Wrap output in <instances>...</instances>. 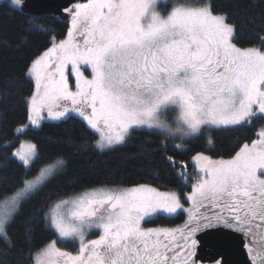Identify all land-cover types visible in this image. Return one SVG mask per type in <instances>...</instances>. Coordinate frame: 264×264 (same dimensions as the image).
<instances>
[{"label":"snow or ice","instance_id":"6c2138e0","mask_svg":"<svg viewBox=\"0 0 264 264\" xmlns=\"http://www.w3.org/2000/svg\"><path fill=\"white\" fill-rule=\"evenodd\" d=\"M10 2L23 10L24 0ZM63 12L69 17L63 39L32 22L52 35L50 46L28 65L33 91L26 98L28 123L16 129L18 135L46 121L79 118L97 135L100 151L147 131L163 137L165 152L169 141L179 152L209 129L264 119V35L257 37L260 47H238L236 26L210 3L84 0ZM256 135L231 158L193 156L199 176L191 184L187 164L165 157L192 189L184 196L191 203L187 209L178 191L148 184L102 185L58 196L43 214L57 239L31 253L33 264H197L196 234L217 225L242 234L250 264H264V125ZM11 155L25 176L0 198V240L8 245V229L24 203L66 164L57 157L28 178L41 159L39 146L21 142ZM181 211L187 213L182 226L144 227L155 215ZM58 242L78 247L73 253Z\"/></svg>","mask_w":264,"mask_h":264},{"label":"trees","instance_id":"16d2710c","mask_svg":"<svg viewBox=\"0 0 264 264\" xmlns=\"http://www.w3.org/2000/svg\"><path fill=\"white\" fill-rule=\"evenodd\" d=\"M209 2L214 13L227 14L236 26L234 42L240 47H260L259 35H264V0H199ZM37 25L55 30L57 39L65 38L69 19L53 14L30 15L11 6L9 0L0 1V198L10 194L25 176L24 167L12 157V152L24 139L39 146L41 159L27 173L28 178L37 174L44 163L57 157L66 161L60 174L51 179L38 193L24 203L21 212L8 229L11 245L0 240V264H33L31 253L56 234L46 227L43 214L49 203L58 196L102 185L134 186L149 184L166 191H179L185 195L191 187H185L183 179L165 159L172 156L187 164L185 169L193 183L198 178L191 161L197 152H204L213 159L230 158L239 147L252 139L264 125L257 119L251 125L228 129H209L204 135L189 141L187 151L160 148L163 137L138 131L126 144L111 150L100 151L95 147L98 138L79 118L66 122L46 121L39 129L30 128L18 135L16 129L27 121L26 98L32 94L33 82L26 76L31 60L49 47V37L33 27ZM209 136L213 143H208ZM10 142V147H4ZM178 144V140L174 141ZM185 212L173 216L158 215L149 225H173L185 221ZM98 234L94 233L91 237ZM58 247L76 252L78 245L59 243Z\"/></svg>","mask_w":264,"mask_h":264},{"label":"water","instance_id":"95a60500","mask_svg":"<svg viewBox=\"0 0 264 264\" xmlns=\"http://www.w3.org/2000/svg\"><path fill=\"white\" fill-rule=\"evenodd\" d=\"M84 0H24L22 12L30 15L53 14L69 19L63 9ZM197 258L202 261H215L222 258L221 264H250L244 247V237L233 229L224 226L207 228L198 234Z\"/></svg>","mask_w":264,"mask_h":264},{"label":"rangeland","instance_id":"374dc122","mask_svg":"<svg viewBox=\"0 0 264 264\" xmlns=\"http://www.w3.org/2000/svg\"><path fill=\"white\" fill-rule=\"evenodd\" d=\"M0 1H2V0H0ZM10 1V0H9ZM83 2V1H82ZM175 2H177V0H170V3H175ZM205 3V2H204ZM206 3H209V2H206ZM217 14V13H216ZM230 23V22H229ZM235 43V42H234ZM238 46V45H237ZM238 47H240V46H238ZM252 47H256V46H252ZM241 48H246V47H241ZM86 75H89V73H87L86 72ZM170 115H172V114H170ZM163 118V117H162ZM22 142H32L31 140H28V139H24ZM179 143H181V141L180 140H178V144ZM197 153H204V152H197ZM197 153H195L193 156H195ZM205 155H207L206 153H204ZM231 158V157H230ZM64 159V158H63ZM226 159H228V158H226ZM197 175L199 176V173H198V170H197ZM30 178H32V177H30ZM195 182V181H194ZM193 182V183H194ZM149 185V184H148ZM135 186V185H134ZM150 186H152V185H150ZM122 187H130L129 185L128 186H122ZM152 187H154V186H152ZM157 188V187H156ZM159 189V188H158ZM159 190H161V189H159ZM161 191H166V190H161ZM191 191H192V189L190 190V191H188L186 194H189V193H191ZM179 192V191H178ZM180 193V192H179ZM11 194V193H10ZM9 194V195H10ZM181 194V193H180ZM185 194V195H186ZM185 195H182L181 194V196H182V203H184V207H185V209H187L188 207H190L191 206V203H190V201H186L185 199H184V196ZM187 214V213H186ZM161 215H167V214H161ZM175 215V214H174ZM156 216H158V215H155V216H153L152 218H155ZM151 218V219H152ZM187 219V218H186ZM186 221V220H185ZM185 221H183V222H181V223H178V224H173V225H169V224H167V225H163V224H156V225H149V224H145L144 225V227H151V228H176V227H179V226H182L184 223H185ZM98 235H99V233L96 235V236H94V237H91V236H89L88 238L89 239H95V238H97L98 237ZM73 253H75V252H73Z\"/></svg>","mask_w":264,"mask_h":264},{"label":"flooded vegetation","instance_id":"af4514ba","mask_svg":"<svg viewBox=\"0 0 264 264\" xmlns=\"http://www.w3.org/2000/svg\"><path fill=\"white\" fill-rule=\"evenodd\" d=\"M79 2H82V1H78L77 3H79ZM74 5V4H73ZM73 5H71V6H73ZM70 6V7H71ZM209 211V213H211V211H214V210H212V209H209L208 210ZM183 212V211H182ZM185 214V218H187V214H186V212L184 213ZM186 220V219H185ZM217 226H224V225H217ZM214 227H216V226H214ZM225 227V226H224ZM226 228H228V227H226ZM207 229V228H206ZM231 229V228H230ZM205 230V229H204ZM202 232V231H201ZM200 232H198L197 234H196V239H197V241H198V244H197V248H196V252H197V254H198V246H199V239H198V234H199ZM243 236V235H242ZM195 259L197 260V264H221L222 263V258H219V259H217V260H215V261H202L201 259H199V258H197V256L195 257Z\"/></svg>","mask_w":264,"mask_h":264}]
</instances>
